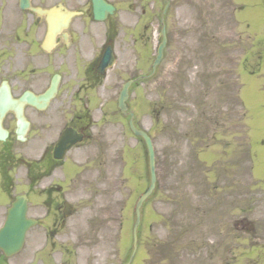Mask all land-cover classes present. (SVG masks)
Returning a JSON list of instances; mask_svg holds the SVG:
<instances>
[{
  "label": "rangeland",
  "instance_id": "374dc122",
  "mask_svg": "<svg viewBox=\"0 0 264 264\" xmlns=\"http://www.w3.org/2000/svg\"><path fill=\"white\" fill-rule=\"evenodd\" d=\"M170 3L165 57L153 77L132 89L129 100L153 140L158 178L155 195L144 206L132 264H264V0ZM165 4L133 0L134 25L142 23V8L151 11L150 20L134 56L120 52L118 92L127 80L151 74ZM134 36L140 39L136 30ZM103 42L78 65L89 62ZM140 54L144 63H138ZM74 80L65 74L59 103L70 99ZM52 108L37 117L38 157L49 144L40 128L54 114ZM118 137L116 201L76 193L71 201L76 214L66 229L58 227L62 215L46 211L65 202L64 161L29 194V215L40 226L30 231L12 264L129 261L135 202L150 182L148 153L119 113ZM66 189L73 191L70 185ZM27 190L23 181L15 188Z\"/></svg>",
  "mask_w": 264,
  "mask_h": 264
},
{
  "label": "flooded vegetation",
  "instance_id": "af4514ba",
  "mask_svg": "<svg viewBox=\"0 0 264 264\" xmlns=\"http://www.w3.org/2000/svg\"><path fill=\"white\" fill-rule=\"evenodd\" d=\"M105 1L114 10L103 11V21H97L94 0H0V89L8 86L14 99L26 92L38 95L39 88L45 92L59 76L58 94L46 111L53 106L54 114L40 128L49 135V144L40 157L37 156V117L41 112L35 107L25 106L29 127L23 140L18 134L14 112L9 111L0 124V137L4 136L0 138V208L16 199L19 193L15 188L22 181L27 183L24 194L29 197L36 184L60 164L54 159V151L67 129L74 130L83 140L65 153V204L73 201L76 193H84L81 198L86 195L116 201L118 71L115 67L102 76L98 66L107 48L111 47L117 58H122V51L123 57H128L137 40L132 33L133 0ZM67 11L80 14L65 31ZM141 14L144 16L146 11ZM147 21L149 17L143 24ZM53 24L62 28L48 41ZM102 39L104 42L94 56L99 58L89 66L80 67L79 60L95 52V44ZM66 73L75 79L76 92L72 91L69 100L59 103L61 92L65 94ZM67 185L76 192L68 193ZM59 212L49 210L47 214ZM0 215L6 218L7 207ZM68 220L65 218V228ZM0 264H10V260L0 254Z\"/></svg>",
  "mask_w": 264,
  "mask_h": 264
},
{
  "label": "water",
  "instance_id": "95a60500",
  "mask_svg": "<svg viewBox=\"0 0 264 264\" xmlns=\"http://www.w3.org/2000/svg\"><path fill=\"white\" fill-rule=\"evenodd\" d=\"M97 8L104 9L105 5L104 3H100V1H97ZM169 7V3L167 5V8ZM167 8L165 10V13L167 11ZM74 16V14H68L65 16V20L69 22L71 18ZM162 23H163V16H162ZM162 35L164 36L163 43L160 45L158 50V56L154 63V72L158 65L163 60L164 57V49L167 44V39L165 37V29H163ZM111 53L108 52L102 62V65L110 66L112 63L113 58L111 57ZM132 82L127 83L123 90L120 93L119 98V109L124 115H127V100L129 99V88L131 86ZM57 93V84L54 83L53 86L43 95L36 97V96H29L28 94L24 95L20 101H14L10 95V92L8 89L0 91V113L3 115V112L11 109L15 111L18 117L19 126L23 128L22 132L26 130L27 123L24 119L23 115V107L24 104H31L35 107H37L39 110H44L49 102L55 97ZM130 128L132 132L139 137H142L147 146L148 155H149V168H150V186L148 190L139 198L137 201L136 207H135V214H136V222L133 228V236H134V253L137 250V230L141 223V208L143 204L150 198V196L153 194L155 187H156V165H155V151L153 147V143L150 139V137L143 131H139L136 129L133 123V115H131L130 120ZM79 140H75V137L73 134L67 133L64 134L62 140L56 147L55 151V157L57 159H62L65 155V148H70L74 143H76ZM27 211H28V204L27 199L24 196L18 197L16 199V202L12 204V207L9 209V215L6 221L5 226L0 231V249L5 253L7 257H12L19 253L25 244V239L27 236L28 231L37 225V221L32 219H27ZM134 256V255H133ZM133 257L131 258V263Z\"/></svg>",
  "mask_w": 264,
  "mask_h": 264
}]
</instances>
